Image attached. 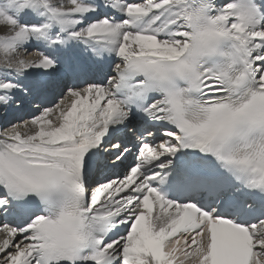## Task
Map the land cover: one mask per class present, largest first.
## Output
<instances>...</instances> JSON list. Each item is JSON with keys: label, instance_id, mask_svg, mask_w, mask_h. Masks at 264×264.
Masks as SVG:
<instances>
[{"label": "snow or ice", "instance_id": "6c2138e0", "mask_svg": "<svg viewBox=\"0 0 264 264\" xmlns=\"http://www.w3.org/2000/svg\"><path fill=\"white\" fill-rule=\"evenodd\" d=\"M10 113L0 264H264V0H0Z\"/></svg>", "mask_w": 264, "mask_h": 264}, {"label": "bare ground", "instance_id": "6f19581e", "mask_svg": "<svg viewBox=\"0 0 264 264\" xmlns=\"http://www.w3.org/2000/svg\"><path fill=\"white\" fill-rule=\"evenodd\" d=\"M24 55H25L26 58L29 59V60L39 59V54H38L36 51H34L33 49H29L28 52L24 53ZM117 62H119V61H118V58H117ZM101 82H102V81H101ZM65 83H67V79H65L62 83H60V85H59L58 88H56V86L54 85V88L56 89V90H55V91H56V92H55V96H56V95L59 96V95L61 94V90L63 89ZM57 89H58V90H57ZM59 93H60V94H59ZM60 96H61V95H60ZM58 100H59V99H58ZM68 102H69V101H67V100L65 101V103H68ZM28 114H29V113H28ZM29 115H30V114H29ZM16 117H18V114L10 113L9 116H8L7 121H6V120L4 121V118H3L2 116H0L1 120L4 121V122L2 123V125H4V128H9L11 123H17V121H16V120H17ZM25 120H26V119H25ZM18 121H19V120H18ZM22 131H24V132H28L29 130H28V129H22ZM129 161H133V157H131ZM129 161H127V162L125 163V165L121 168L119 174H122L123 171H124V169L127 168L128 165H130V164H129ZM0 239H3V238L0 237Z\"/></svg>", "mask_w": 264, "mask_h": 264}, {"label": "rangeland", "instance_id": "374dc122", "mask_svg": "<svg viewBox=\"0 0 264 264\" xmlns=\"http://www.w3.org/2000/svg\"><path fill=\"white\" fill-rule=\"evenodd\" d=\"M59 100H60V99H59ZM25 119H27V118H25ZM25 119H23V120H25ZM20 121H21V120H20ZM20 121H19V122H20ZM19 122H17V123H19Z\"/></svg>", "mask_w": 264, "mask_h": 264}]
</instances>
